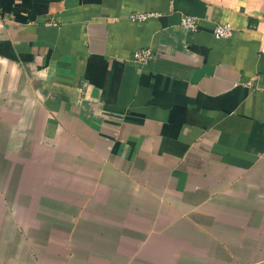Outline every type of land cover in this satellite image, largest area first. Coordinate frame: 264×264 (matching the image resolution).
Listing matches in <instances>:
<instances>
[{
	"label": "crops",
	"instance_id": "1",
	"mask_svg": "<svg viewBox=\"0 0 264 264\" xmlns=\"http://www.w3.org/2000/svg\"><path fill=\"white\" fill-rule=\"evenodd\" d=\"M0 21V264H264V0H0Z\"/></svg>",
	"mask_w": 264,
	"mask_h": 264
},
{
	"label": "built area",
	"instance_id": "2",
	"mask_svg": "<svg viewBox=\"0 0 264 264\" xmlns=\"http://www.w3.org/2000/svg\"><path fill=\"white\" fill-rule=\"evenodd\" d=\"M155 16V14H132L129 15L128 19L131 22H143L148 18ZM182 27L189 31H194L196 29L195 21L192 17L184 16L180 20ZM3 26V21H0V29ZM231 35V28L229 25H215L213 27V36L216 40H224L229 38ZM151 52L148 49H141L132 53L131 60L137 64H145L151 59Z\"/></svg>",
	"mask_w": 264,
	"mask_h": 264
}]
</instances>
